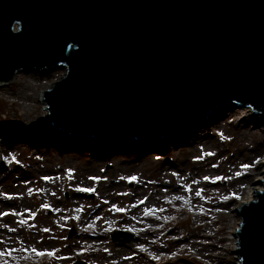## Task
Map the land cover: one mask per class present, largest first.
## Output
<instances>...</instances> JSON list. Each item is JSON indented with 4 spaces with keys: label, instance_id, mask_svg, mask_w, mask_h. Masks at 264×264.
<instances>
[{
    "label": "water",
    "instance_id": "obj_1",
    "mask_svg": "<svg viewBox=\"0 0 264 264\" xmlns=\"http://www.w3.org/2000/svg\"><path fill=\"white\" fill-rule=\"evenodd\" d=\"M59 66L47 119L105 143L155 144L228 100L262 119L264 0H0V82ZM255 195L237 211L238 264H264Z\"/></svg>",
    "mask_w": 264,
    "mask_h": 264
},
{
    "label": "rangeland",
    "instance_id": "obj_2",
    "mask_svg": "<svg viewBox=\"0 0 264 264\" xmlns=\"http://www.w3.org/2000/svg\"><path fill=\"white\" fill-rule=\"evenodd\" d=\"M30 72L35 78L28 77ZM16 74L0 87V168L3 163L7 169L0 173V264L238 263L230 232L239 226L235 209L251 184L239 190L234 178L249 168L241 164L248 158H253L256 178L264 159V133L242 137L236 128L234 121L243 112L234 110L214 130L203 125L209 124V115L197 122V142L183 151L175 146L179 140L178 146L191 140L190 124L184 123L180 138L172 129L161 137L164 150L159 155L145 154L151 144L132 139L127 150L135 154L123 158L127 165L119 175V161L105 157L107 147L98 137L82 136L84 141L72 139L78 146L66 145L61 129H49L41 95L65 74V67L28 68ZM22 94L34 106L23 109ZM164 159L173 161L176 171L166 173L167 181L183 189L155 196L150 183ZM141 181L148 189L142 205L134 202ZM80 188L94 191L75 200L73 192ZM104 190L105 198L100 195ZM113 234L119 238L112 239ZM32 249L54 255L38 256Z\"/></svg>",
    "mask_w": 264,
    "mask_h": 264
},
{
    "label": "bare ground",
    "instance_id": "obj_3",
    "mask_svg": "<svg viewBox=\"0 0 264 264\" xmlns=\"http://www.w3.org/2000/svg\"><path fill=\"white\" fill-rule=\"evenodd\" d=\"M14 30H17V26H14ZM16 77H17V74H15L13 79L10 80L9 82H0V87H2L1 85H5V84L10 83L14 79H16ZM28 77L29 78H32V77L35 78V75H34V73L30 72V73H28ZM0 90H3V89H0ZM19 100L21 101V107L23 109H25V106H27V105H29V106L33 105L32 99L29 96H26V94L19 95ZM232 103H231V101H226L221 106L216 107L214 110H212V112H210V114H209V118L207 119V121H209V124L208 125L203 124V125L204 126L206 125V127H210V129H212V130L216 129L218 127V124L221 121V119L225 120V119L229 118L232 113H235V112H231V110H230V105ZM45 105H46V102L44 101L43 106H42L44 108L43 109L44 119L47 122H50L47 119L48 110L45 109ZM243 112H245V115L241 119L234 121V123H236V128L239 127L241 130L240 135L242 137L243 136L247 137L248 135L263 134L264 133V117L261 119V114H253V111L250 109V107L248 109L247 108L243 109ZM195 124H196L195 122L190 123V126H192V127H191V132H189L190 133L189 138L191 140L189 142H185V143L183 141V145H179V146H178V144L180 143V140H179V142L177 141L175 149H177L178 151H183L185 149L192 148L196 144V142H197L196 135L199 132V130H196L194 128ZM187 125L189 126V124H187ZM49 129H51V127ZM254 131H255V133H254ZM180 134L181 133L177 134V136L179 135V138H180ZM60 136L62 137L61 141L66 145L69 143L71 145L75 144L76 146H78V143L76 141H72V139H75V138L77 140H81V141L83 140L84 141V138L82 136H74V135L72 136L70 134H62ZM156 142L157 143L151 144V146H149V148H148L149 150H147V149L144 150L145 154H147L149 152L152 155H155V154L159 155L160 153H158V152L164 150L163 146L161 145L162 143L158 142V140H156ZM107 145L108 146H107V150L105 152V157H107L108 159L113 160V161H119V162H117V164H119L118 165L119 169L117 172L120 175L123 172L124 165H127L123 161V158L127 157L128 155L132 156L135 153L129 152V150H127V148H125V147L119 149L121 146H118L117 148H115L116 147L115 144L107 143ZM142 149L143 148H139V150H142ZM151 150H152V152H151ZM170 151L171 150H169V152ZM127 153H128V155H127ZM173 164H174L173 161L164 159L163 163L160 167V170L154 172L155 176H154V179L152 180V182L150 183V189L153 188L152 191H153L155 196H158L159 194H163L165 192H169V193L176 192V193H178L179 189H183V186H178V184L177 185L171 184L167 181L166 173H167V176H170L171 171L172 172L175 171V170H173V169H175ZM241 164L242 165L248 164L249 168H243L242 176L234 178V184L236 187H238L239 190L245 189L246 185L251 184V186L249 187L250 190H249L248 196L239 202V206H242L243 204L251 201L252 199H255V197H256L255 193L263 190V188H264V159L258 164L257 170L259 171V174L256 178H253L254 174H255L254 171L256 170V168L254 167L253 158H248V159H246L245 162H243ZM177 171L179 172V170H177ZM180 172H183V171H180ZM45 175H47V174H45ZM112 180H113L112 182H118L115 178H112ZM187 180H188V182L190 181L189 178ZM181 181L183 182L182 179H181ZM221 181H224L226 186L230 185L228 183V180H226V179L225 180L221 179ZM83 185L84 184H81V186H83ZM135 189H136V193L134 194V199H135L134 202L135 203L139 202V204L142 205V203H144L143 199L146 196V192L148 191V189H146L145 182L144 181L139 182V184L136 186ZM107 193H108V190H104V191H101L100 195L105 198ZM84 195H86V192L79 191V189H76L73 192V197L75 200H79L81 197H84ZM231 199H232L231 202H233L235 200V196L232 197ZM138 207H140V206H138ZM235 210L237 212V208ZM230 235L233 236L232 240L235 242L236 241L235 230H232L230 232ZM119 250H117L115 252H118ZM235 250H236V244L232 247V251L235 252Z\"/></svg>",
    "mask_w": 264,
    "mask_h": 264
},
{
    "label": "snow or ice",
    "instance_id": "obj_4",
    "mask_svg": "<svg viewBox=\"0 0 264 264\" xmlns=\"http://www.w3.org/2000/svg\"><path fill=\"white\" fill-rule=\"evenodd\" d=\"M247 167V166H245ZM90 179H99V177H90ZM129 180H135L136 178L135 177H129L128 178ZM205 180L208 179V177H204ZM216 179H219V177H217ZM187 190V188L185 189ZM31 191V190H29ZM79 191H82V192H93L94 189L93 188H80ZM196 195H200V190H197L196 192ZM182 199V198H181ZM112 208L116 211H123V209H117L115 205L112 206ZM149 210H145V212L147 213ZM75 218V217H74ZM23 222V221H22ZM32 251L38 255V256H42V255H48V256H53L54 255V251H44V252H39L37 251L36 249H32ZM0 255H3V253H0Z\"/></svg>",
    "mask_w": 264,
    "mask_h": 264
}]
</instances>
